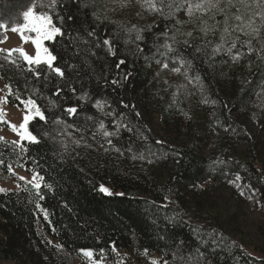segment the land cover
<instances>
[{"label":"trees","instance_id":"obj_1","mask_svg":"<svg viewBox=\"0 0 264 264\" xmlns=\"http://www.w3.org/2000/svg\"><path fill=\"white\" fill-rule=\"evenodd\" d=\"M39 2L45 7L36 11H49L50 0ZM31 3L0 0V23L6 29L22 23ZM119 5L57 0L50 14L64 35L48 47L63 79L45 64L30 71L18 52H0V76L12 92L8 103L20 108L31 96L46 117L30 122L39 143L24 141L26 152L12 140L0 141V177L11 174L9 164L44 177L43 200L32 184L0 192V261L70 264L71 253L92 249L106 260L131 250L158 254L168 264H264V138L244 126L252 121L264 127V29L259 40L233 33L251 39L253 47L249 53L238 43L233 54L242 55L234 61L224 50L213 54L219 32L205 38L195 24H176L188 20L178 12L165 19L135 0L129 17L116 12ZM137 30L143 39H136ZM188 31L201 39L184 35ZM166 40L174 51L162 55ZM68 107L77 113L67 114ZM157 118L162 134L151 127ZM105 131L117 135L106 137ZM101 185L112 194L101 192ZM225 187L236 198L233 209L221 193ZM252 191L262 216V246L245 231Z\"/></svg>","mask_w":264,"mask_h":264},{"label":"snow or ice","instance_id":"obj_2","mask_svg":"<svg viewBox=\"0 0 264 264\" xmlns=\"http://www.w3.org/2000/svg\"><path fill=\"white\" fill-rule=\"evenodd\" d=\"M137 3H142V6L147 7L149 11L158 12L165 19L175 18L176 13L183 10L188 17L187 21L176 20V24H185L191 23L195 24L200 33L203 34V37H207L210 34L214 35L219 32V43L215 44L212 48L213 54L224 50L231 55L232 60H238L242 53L237 51L233 54V49L237 48L238 43L241 47L247 46V51L251 53L253 51L252 41L251 39H246L241 41L239 35L233 36V33H240L246 37H254L256 39H260L261 30L264 29V0H159L160 6H157L156 0H136ZM57 5V0H50V3L47 5L49 11H36L37 7L44 8L45 5L42 2L38 3V0H32L30 6L26 8L22 12V23L13 24L11 27L12 32H17L20 34L21 38L30 39L31 42L35 45L36 52L35 55H30L23 48L10 49L9 55L13 52H19L23 59L29 65V70H32V65H47L48 69L51 73H54L55 76L64 78L65 72L64 69L60 66H56L57 56L53 55L52 50L44 45L45 41L54 42L58 36H63L64 31L62 26H57L52 18L51 10L55 9ZM167 7L168 11L165 13L164 8ZM199 13V15H198ZM220 15L223 17L222 20H217L216 17ZM61 22L63 21V17H59ZM71 19V17H69ZM257 20L259 22H257ZM211 21V23H210ZM7 25L4 23H0V29H6ZM133 29H135V25H133ZM143 30H137V40L143 39L140 34ZM25 33L33 34L29 36H25ZM89 35H93V33H89ZM165 37L168 36V33H163ZM184 35L188 37H193V40L201 39V37H194L192 31H188ZM7 39V37H5ZM172 41L175 43L176 38L175 35L171 37ZM184 45H189L188 40L180 41ZM206 44H210L211 41H205ZM103 44L107 46L108 51L115 55V52L112 48V43L110 40L105 39ZM262 46H264V42H262ZM160 47L166 49L167 51L161 53L162 55H167L168 52L174 51L173 45L166 42ZM197 52L201 51V48H196ZM125 61L121 60L117 64V68L120 65L124 64ZM159 63V61H158ZM179 63L181 65L185 64L184 59H180ZM190 64L191 61H188ZM163 68H168L167 63L162 64ZM172 71L179 72L180 68H174ZM36 76H39L40 73L36 72ZM126 75L124 79H127ZM199 79V77H197ZM113 83H118V81H113ZM8 87L9 95L12 94L11 87ZM61 88H57L55 95H59ZM73 93H75V89H70ZM20 99L19 96L16 97ZM85 97H80V99H84ZM7 102V97L0 100V103ZM21 104L24 105L26 111L23 116V121L17 125L10 124V127L13 131H16L18 136L20 137L19 141H11L14 146H18L22 149L23 152H26L27 149L24 148L23 142L27 141L29 143H39V140L28 128V124L31 120L39 118L41 120H46L44 112L41 110L40 106L37 104L36 100L32 99L29 96L26 100H21ZM96 107H102L99 101L96 103ZM64 111L69 115H74L77 113L76 107H68L65 108ZM5 113L3 109H0V122H3V117ZM59 122V121H57ZM126 127V125H125ZM100 128H104V124L101 122ZM119 125L117 126V129ZM104 135L113 136L117 135V132H108L105 131ZM4 138L0 137V141H3ZM111 143V141H108ZM4 161L0 160V164H3ZM9 173H12V165H8ZM19 179L24 180V177H19ZM237 179L239 177L237 176ZM44 180L43 176H40L38 172H33V182L32 187L36 190L37 196L39 199L43 200V195L40 194L41 182ZM43 187L51 189L52 185L44 184ZM6 189L0 188V192H4ZM100 191L104 192L108 195H111L110 189L100 186ZM243 194V193H242ZM37 208L40 207L39 203H37ZM45 219H47V211L45 210ZM113 250H115L113 248ZM81 253L93 261V264H100V261L93 260L95 255L92 249H81ZM103 253V249L100 250ZM102 259V257H101ZM153 264H159L158 261H153ZM164 264H168L167 261H164Z\"/></svg>","mask_w":264,"mask_h":264},{"label":"rangeland","instance_id":"obj_3","mask_svg":"<svg viewBox=\"0 0 264 264\" xmlns=\"http://www.w3.org/2000/svg\"><path fill=\"white\" fill-rule=\"evenodd\" d=\"M120 5L116 9L118 14L131 16L134 8L132 7L135 4V0H119ZM178 16L186 20L187 15L183 10L178 12ZM33 34L25 33V36ZM7 37V39H5ZM5 37L0 40V52L9 53L10 49L23 48L30 55H35L36 48L35 45L31 42L30 39L21 38L20 34L17 32H12L11 29H5ZM50 42L45 41L43 46L48 47ZM49 48V47H48ZM19 53V52H18ZM20 54V53H19ZM21 55V54H20ZM22 56V55H21ZM9 86L0 76V100L7 97V102L0 103V109H3L5 115L3 117V122H0V137L4 139L19 141L20 137L16 131H13L10 127V124H15L17 127L23 121V116L25 114V107H14L8 103V87ZM42 110V109H41ZM237 116V114H234ZM32 121V120H31ZM30 121V122H31ZM30 124V123H29ZM28 124V128H29ZM244 126L247 129L248 133L251 136L257 138H264V127L259 126L258 124L252 121H245ZM152 129L160 134L164 131V124L159 118L155 119L151 125ZM30 130V129H29ZM19 177H24V180L19 179ZM33 182V174H30L22 169L13 168V171L9 175L0 177V188L6 189V191L20 190L24 187H28ZM239 181H235L234 185L238 186ZM222 195L232 209L236 207L237 202L236 198L231 194L230 189L225 187L221 190ZM252 194L247 197V203L244 208V221H245V231L249 235L250 239L259 246H262V240L257 230L258 223L261 222L262 216L259 211L258 203L256 202L255 191L251 192ZM245 195V193H244ZM223 198V199H224ZM69 257L70 264H93L92 260L86 258L81 251H75L71 253ZM93 260L100 261V264H153V261H158L159 264H164V261L161 259V256L158 254L148 255L146 253H138L133 251H125L119 253L111 259H98L95 256ZM0 264H15L11 261H0Z\"/></svg>","mask_w":264,"mask_h":264}]
</instances>
